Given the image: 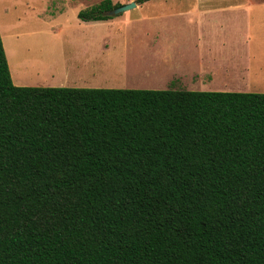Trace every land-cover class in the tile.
<instances>
[{
	"label": "trees",
	"instance_id": "1",
	"mask_svg": "<svg viewBox=\"0 0 264 264\" xmlns=\"http://www.w3.org/2000/svg\"><path fill=\"white\" fill-rule=\"evenodd\" d=\"M0 264H264V93L18 86L0 35Z\"/></svg>",
	"mask_w": 264,
	"mask_h": 264
},
{
	"label": "rangeland",
	"instance_id": "2",
	"mask_svg": "<svg viewBox=\"0 0 264 264\" xmlns=\"http://www.w3.org/2000/svg\"><path fill=\"white\" fill-rule=\"evenodd\" d=\"M100 1L0 0V35L12 82L138 89L151 79L143 21L148 9L138 0H111L136 5L105 21L78 18L80 10Z\"/></svg>",
	"mask_w": 264,
	"mask_h": 264
},
{
	"label": "crops",
	"instance_id": "3",
	"mask_svg": "<svg viewBox=\"0 0 264 264\" xmlns=\"http://www.w3.org/2000/svg\"><path fill=\"white\" fill-rule=\"evenodd\" d=\"M186 1L143 2L153 74L138 88L264 93V0Z\"/></svg>",
	"mask_w": 264,
	"mask_h": 264
},
{
	"label": "water",
	"instance_id": "4",
	"mask_svg": "<svg viewBox=\"0 0 264 264\" xmlns=\"http://www.w3.org/2000/svg\"><path fill=\"white\" fill-rule=\"evenodd\" d=\"M136 3L135 2H129V3H126V4H122L112 10H110L108 12L109 15H116V14H119L121 12H124V11H127L133 7H135Z\"/></svg>",
	"mask_w": 264,
	"mask_h": 264
}]
</instances>
